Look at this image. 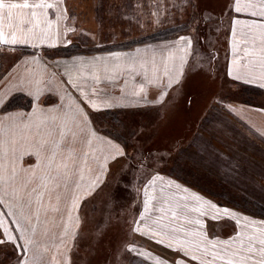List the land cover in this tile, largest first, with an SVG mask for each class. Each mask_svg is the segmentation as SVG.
Wrapping results in <instances>:
<instances>
[{
    "label": "snow or ice",
    "instance_id": "obj_1",
    "mask_svg": "<svg viewBox=\"0 0 264 264\" xmlns=\"http://www.w3.org/2000/svg\"><path fill=\"white\" fill-rule=\"evenodd\" d=\"M126 7L134 10L131 3ZM225 10L232 59L224 75L264 90V0H223L219 16H206L201 0H166L164 19L189 17L199 31L201 24L222 23ZM72 16L61 0H0V59L8 61L0 64V264H91L112 229L128 238L114 243L105 264H153L139 251L149 238L170 252L154 264H264V218L221 206L178 178L166 179V169H182L187 160L171 125L196 102L199 93L186 87L193 77L215 84L212 55L207 67L203 58L196 60L195 37L182 26L185 34L163 45L46 63L45 45H71L68 37L78 31V25L69 26ZM155 19L163 23L158 11ZM140 21L137 15L134 25L127 23L140 29ZM146 23H152L151 14ZM18 45L33 49L22 72L16 70ZM14 91L31 98L30 112L7 110ZM46 94L56 103L47 106ZM219 101L246 123L240 116L246 109L224 96ZM117 112L125 115L109 119ZM259 112L264 114V105ZM258 134L264 143V131ZM165 137L168 142L159 143ZM196 155L193 166L219 153L210 138ZM25 156L36 163L24 167ZM243 166V158L235 161L236 169ZM106 189V218L85 235L87 221L75 213ZM217 226L228 227L229 234L221 238Z\"/></svg>",
    "mask_w": 264,
    "mask_h": 264
},
{
    "label": "rangeland",
    "instance_id": "obj_2",
    "mask_svg": "<svg viewBox=\"0 0 264 264\" xmlns=\"http://www.w3.org/2000/svg\"><path fill=\"white\" fill-rule=\"evenodd\" d=\"M65 2L70 13L73 14L69 26L78 25V31L68 37L72 41L70 46L62 40L55 47H46L49 54L67 55L79 52H95L110 49L113 46H123L130 42L134 43L145 37L138 35L148 33L150 35L154 30L141 32L138 29L129 28L126 25L128 19L121 20L119 18L120 14L127 12V17L135 22L132 19L135 14L139 13L141 16L151 14L152 18H155L158 11L159 17L164 19L166 4V0H61L62 6ZM170 2L174 4L176 0H170ZM201 2L202 7L209 10L205 13L206 16L209 14L218 16L216 14L220 13L223 4V0H201ZM243 2L244 0H242ZM129 3L134 6V10L126 7ZM157 4L159 9L156 7ZM142 5H147V7H142ZM118 8L119 12L117 11ZM133 11L135 14H133ZM224 15H226L225 18ZM224 15L219 17L222 23L218 25L213 23L208 27L201 24L199 31H196V25L189 17L170 15L168 19L163 20L172 25L174 33L181 32V27L186 26L189 32L195 34L194 37H197V55L195 59L197 58L199 61L203 58L204 66L207 67V54L210 53L214 61L213 70L218 71V78L214 85L209 87L203 79H200L199 85L194 90L191 89L193 84L190 85L189 91L194 95L199 93L190 112L191 115L199 113L203 109L202 104L205 95H207V103L210 104L207 105V110L202 115L201 124L195 127L193 131L172 132L177 131L180 125L181 128L186 125L192 128L196 114L195 116L193 114L192 119L190 114L185 119L180 115L181 119L177 118L171 125V133L173 136H178V142L184 138V144L177 143L176 147L184 150L183 155L187 157V160L182 169L173 166L166 169V174L172 175L175 179L178 178V182L187 184L190 190L204 195L221 206L242 210L243 214L259 220L264 218V187H262L264 186V176L261 175V171L264 169V143L261 142L258 134L260 131H264V114L259 112L260 106L264 105V90L256 85L233 83L225 77V64L231 61L232 50L231 34L228 29L229 18L226 10ZM241 19L246 20L247 23L252 22V17L248 15H242ZM164 28H161V30ZM92 38L95 39V44ZM17 48L20 51L18 54L32 49L30 45H18ZM228 48H230L229 59L226 57ZM7 62V60H4L3 64ZM20 71L22 72L23 69ZM2 91L3 89H0V92ZM205 92L207 93L205 94ZM220 96L229 98L236 108L246 109V111L240 113L241 118L246 123L242 124L240 120L228 115L219 106V103H223L219 101ZM30 100L27 96L16 93L11 95L7 107L21 106L28 108L31 106ZM182 104L183 101H181ZM201 113L202 111L199 114ZM124 115V113L117 112L110 114L109 119L116 120ZM128 115L131 116V114ZM187 121L189 123H186ZM213 133L214 135L210 136ZM189 138L191 141L186 143ZM210 138L214 150L219 155L206 158L203 164L193 166L192 159H199L196 155L198 148ZM166 142H168L166 137L159 141V143ZM240 158H243L244 166L236 169L235 161ZM219 160H221L220 163ZM128 198L130 197L124 196L125 201ZM105 199L106 196L98 195L97 198L87 204L85 208L87 226L83 229L85 235L90 236L93 234L95 227L92 225H96L104 219L100 209L102 206L104 207ZM94 214L98 215L95 219H93ZM112 216L115 220V212L112 213ZM87 217H89V220ZM92 219L96 222L91 223ZM112 230L115 233L111 235L108 232L99 245V250L113 247L115 242L128 238L121 229ZM229 230L228 227L221 228L219 226L214 229L215 232L220 234L221 238H225L229 234ZM148 240L143 242L144 246L140 247L139 251L143 252L144 257L150 259L154 264L155 261L164 257L162 255L163 250L158 247L157 252L151 251L147 246ZM157 253L159 255H156ZM84 255L85 249L82 247L81 256ZM105 259L104 254L100 256V253H98L91 260V264H105ZM136 264H139V262L137 261ZM164 264H167L166 260Z\"/></svg>",
    "mask_w": 264,
    "mask_h": 264
},
{
    "label": "crops",
    "instance_id": "obj_3",
    "mask_svg": "<svg viewBox=\"0 0 264 264\" xmlns=\"http://www.w3.org/2000/svg\"><path fill=\"white\" fill-rule=\"evenodd\" d=\"M140 16L141 17V22H140V24H141V28L140 29H138V30H140L141 32H148V31H152V30H154V31H152V33L153 32H155V31H157V30H160L161 28H167V27H170V26H172V25H169L168 24V21H163V23H157V21L155 20V21H152V23H146V21H147V19L149 18V16H141V14H135L134 16H133V18L132 19H134L135 21H136V16ZM156 15V14H155ZM216 15H218V14H216ZM226 17V15H224V18ZM127 19H129V17H127ZM153 19H155V18H152V20ZM160 19L161 20H164L162 17H160ZM170 24L172 23V22H169ZM135 24V22H133V25ZM127 26H129V24L127 23L126 24ZM156 27V28H155ZM129 28H130V26H129ZM132 29H134V26L133 27H131ZM156 29V30H155ZM229 29V28H228ZM151 33V32H150ZM151 33V34H152ZM178 34H185V33H183V32H178L177 34H175V35H170V36H167V37H165V38H161V39H155V40H146V41H141V40H138V41H136V42H134V43H130V44H126V45H123V46H119V47H115V48H112V49H105V50H99V51H95V52H79V53H70V54H67V55H61V54H49V53H47V56L45 57V62L46 63H48V64H51V63H53L54 61H56V60H58V61H60L61 63L64 61V60H67V59H69L70 57H72V56H80V55H83V56H85V57H90V56H93V55H96V56H107L108 55V53L109 52H112V51H119V52H129V51H131L132 49H134L135 47H143L144 46V44H152V45H163L164 43H166V42H168V41H171V40H173ZM149 35V33L148 34H141V35H138V36H148ZM195 35V34H194ZM28 46V45H27ZM196 46H197V37H195V49L197 50V48H196ZM46 47H49V46H44V48L46 49ZM18 49L19 48H17V55H19L20 57H21V59H20V61H19V64H20V67L18 68V69H16L17 71H20L21 69H23V62H24V60L25 59H28V58H30L31 57V54H32V52H33V49H30L29 51L28 50H25V52H22V54H18V52H20V51H18ZM47 50V49H46ZM229 50H230V48H228V50H227V59H229V56H228V54H229ZM36 51H41V49L40 48H38V50H36ZM215 59V58H214ZM196 60H197V58H196ZM3 61L4 60H2V59H0V64H3ZM228 63V62H227ZM226 65V64H225ZM37 71H40L41 69H36ZM49 71H52V69L50 68L49 69ZM200 79H203L202 77H200V76H195V77H193L190 81H189V84L186 86L187 87V90H189L190 89V85L191 84H193V87H191V89H195L198 85H199V81H200ZM16 93H19V94H23V95H25V96H27L28 98H30L26 93H24V92H20V91H14V92H12V94L11 95H13V94H16ZM207 92H205V94H206ZM31 99V98H30ZM45 99H46V101H47V106H50V105H52L53 103H56V98H55V96L54 95H47L46 94V97H45ZM204 103L202 104V107H203V109H201V111H202V113L201 114H199V113H193L194 114V116H195V114H196V117H195V119H194V125H193V127L192 128H190L188 125H186V126H183L182 128H181V125L180 126H178V128H177V131H172V132H188V131H193V129L195 128V127H197L199 124H201V121H202V115L205 113V111L207 110V108L206 107H208L207 105H209L208 103H207V95H205V98H204V101H203ZM42 106H45V105H42ZM7 110L8 111H11V112H16V111H23V112H30L31 110H32V106H30V107H28V108H23V107H21V106H16V107H12V108H7ZM197 112V111H196ZM189 114L190 113H187V114H184V113H181L180 115H182L183 116V118L185 119L187 116H189ZM193 114L191 115L190 114V116H191V119H192V116H193ZM178 116V118L179 119H181V116ZM183 118H182V120H183ZM186 123H189V121H187ZM186 123H183V124H186ZM184 138H183V140L182 141H180L181 143H183L184 144ZM191 141V139L189 138V139H187L186 140V143L187 142H190ZM180 142H178V143H180ZM185 143V144H186ZM221 162V160H219V163ZM34 163H36V160H35V157L33 156V157H28V156H25L24 157V160H23V165H24V167H28L29 165H32V164H34ZM168 178H172V179H175L172 175L170 176L169 174H166V179H168ZM180 183V182H179ZM183 186H186V187H189L187 184H185V183H181ZM108 189H106L104 192H101L99 195H103V196H107V193H108ZM124 196H129V194H124ZM98 196H96V198H97ZM90 202V201H89ZM88 202V203H89ZM122 202H124V201H122ZM87 203V204H88ZM87 204H85L79 211H78V213H75L76 215H79L81 218H82V220H86V215H85V208H86V206H87ZM2 210L4 211V209L2 208ZM2 210H0V211H2ZM100 212H101V215H102V217L105 219L106 218V210H105V207H101V209H100ZM98 215L97 214H94L93 215V219H95L96 217H97ZM88 218V220H89V217H87ZM91 220V223H95L96 221H94V220ZM87 221V220H86ZM85 226H87V223H85V225H84V227ZM92 226H94L95 227V225H92ZM115 232H114V230H110L109 231V234H111V235H113ZM146 245V244H145ZM147 246L149 247V249L151 250V251H154V252H157V248L158 247H160V249H162L163 250V254L162 255H164V257H167V256H170V252L165 248V247H163V246H159V245H157L155 242H153V241H151V238H150V240H148V242H147ZM112 249V247H110V248H107V249H101V250H99V253H100V256L102 255V254H104L106 257H108L109 256V253H110V250ZM167 253H169V254H167Z\"/></svg>",
    "mask_w": 264,
    "mask_h": 264
},
{
    "label": "trees",
    "instance_id": "obj_4",
    "mask_svg": "<svg viewBox=\"0 0 264 264\" xmlns=\"http://www.w3.org/2000/svg\"><path fill=\"white\" fill-rule=\"evenodd\" d=\"M173 29L174 28L172 26L164 28L163 30L160 29L157 32L152 33V34H150V35H148V36H146V37H144V38H142L140 40L141 41L155 40V39H161V38H165V37L170 36V35L177 34V33H174ZM157 35H160V36H157ZM130 43H133V42H130ZM130 43H128V44H130ZM112 48H115V46L111 47L110 49H112ZM7 108H9V107H7Z\"/></svg>",
    "mask_w": 264,
    "mask_h": 264
},
{
    "label": "bare ground",
    "instance_id": "obj_5",
    "mask_svg": "<svg viewBox=\"0 0 264 264\" xmlns=\"http://www.w3.org/2000/svg\"><path fill=\"white\" fill-rule=\"evenodd\" d=\"M219 16V15H218Z\"/></svg>",
    "mask_w": 264,
    "mask_h": 264
}]
</instances>
